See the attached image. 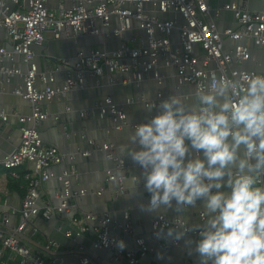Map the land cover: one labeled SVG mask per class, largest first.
Returning <instances> with one entry per match:
<instances>
[{
	"label": "built area",
	"instance_id": "2783aa9c",
	"mask_svg": "<svg viewBox=\"0 0 264 264\" xmlns=\"http://www.w3.org/2000/svg\"><path fill=\"white\" fill-rule=\"evenodd\" d=\"M49 2L0 0V31L6 32L9 43L7 47L0 34V65L7 60L13 62L16 57H20L24 65L1 67L0 82L20 77L22 84L14 89L13 94L32 104L30 114L13 113L20 124V143L0 162V166L14 178L25 181V194L20 208L15 212L18 223L12 227L10 214L0 216V264H65L64 254L70 252L62 250L61 244L54 240L37 242L28 232L36 218H62L71 210L72 199L85 194V191L78 193L72 190L71 182L78 178L77 171L72 168L59 177L61 182L64 181V188L57 196L58 204H46L42 208L38 206L42 186L55 177L53 169L65 159L56 147L46 145L40 136L39 126L48 117L41 108L42 103L66 96L77 88H84L88 78L98 79L105 72L130 73L135 83L141 82L151 73L158 78L160 59L176 71L180 85H194L201 93L209 86L214 89L217 81L223 79L235 82L232 98L236 99L246 90L249 78L258 74L241 69L229 72V66L249 60L248 40L256 46L264 44V7L250 12L245 5L236 1L225 5L223 9L235 15L240 27L223 31L207 20L211 9L207 0H77L71 7L60 6L58 9L50 8ZM113 20L118 22V26L108 30ZM135 26L145 34V45L134 47L124 44L113 52L99 49L88 53L79 51L60 86H56L57 78L61 66L68 64L66 60L48 72L40 71L35 62L33 48L41 47L48 33L56 40L100 34L122 38ZM175 32L178 33L177 44L172 41ZM227 39L235 42L233 49L228 52L224 50ZM160 102L159 95L157 101L146 105L157 107ZM97 109L101 117L111 116L113 123L117 124L115 130L123 127L126 114L111 99L100 102ZM0 116L7 121L6 114L0 112ZM81 116L90 117L92 112H84ZM89 143L93 150L105 153L106 158L116 164L119 175L109 171L108 179L118 182L122 191L125 180L122 173L126 169L124 159L115 154L111 144ZM89 154L84 153L83 156ZM69 159L74 161L75 155H70ZM25 163L32 164L33 169L21 177L16 170ZM123 217L124 221L119 222L106 214L74 216L69 222L71 231L66 233V237H81L93 229L94 250L112 252L111 261L115 264H142L154 248L143 239H136L137 250H127L124 238H130L135 228L127 212ZM182 223L180 219L170 221L160 216L153 221L152 226L158 231L160 228H181ZM199 232L191 228L186 234L197 237L200 236ZM121 241L123 248L119 244ZM79 250L80 264H93L99 260Z\"/></svg>",
	"mask_w": 264,
	"mask_h": 264
},
{
	"label": "crops",
	"instance_id": "0c3cea01",
	"mask_svg": "<svg viewBox=\"0 0 264 264\" xmlns=\"http://www.w3.org/2000/svg\"><path fill=\"white\" fill-rule=\"evenodd\" d=\"M99 1V0H95ZM210 6V15L207 20L213 22L220 31L225 29H239V23L235 15L230 11H225L223 7L233 2H239L245 5L250 12L259 11L264 7V0H207ZM77 0H50L49 6L52 9H58L60 6L71 7ZM214 15V22L211 18ZM118 26V22L113 20L108 30H113ZM2 39L9 47L8 38L4 30L0 31ZM174 44L178 42V33L175 32L172 38ZM45 45L34 47L35 62L42 72H48L54 67L67 61V65H62L57 78L56 86H60L66 79L70 70V65L75 62L79 51L88 53L90 50L99 49L102 51L113 52L122 45L138 47L146 44L145 34L135 26L132 31L124 34L122 38L114 36L106 37L103 34L98 36H86L81 38L62 37L54 39L50 33L46 35ZM235 42L225 40V51H231ZM250 50L248 61L240 64L232 63L228 71L237 69L253 72L258 75H264V44L256 46L251 40L247 41ZM56 60V61H53ZM62 61V62H61ZM13 65L24 66L19 57L15 61L9 60L3 62L1 67H10ZM24 67V71H25ZM158 78L154 73L144 77V79L135 83L130 73L105 72L98 79L88 78L84 88H77L66 96H58L50 102L41 104L42 110L47 114V119L39 126V132L42 140L48 146L56 147L61 154L65 156L64 162L53 169L55 177L45 183L40 192L39 208L46 204H58V194L61 190V181L59 177L66 170L74 168L77 171L78 178L72 180V190L74 192L85 191L84 195L75 196L72 199L71 210L65 213V216L83 214L108 215L113 221H124V214L127 212L130 216L131 224L135 231L130 238H124V244L127 250L136 251V239H143L148 246L154 248L150 256L142 261V264H200L199 257L194 249L196 243L201 239L200 236L185 234L182 238H176L175 235H169V229L182 231L181 228H160L156 232L152 226L153 221L158 217H165L172 221L180 219L186 221L191 228L193 225H204V202L198 201L195 207H188L181 211L172 209L162 210L156 215L145 214L140 211L141 204H147L150 194L146 191L142 169L134 165L129 157L126 156L125 148H131L128 137L136 124L145 123L159 112V106H147L146 103H152L161 96V101L167 99L170 95L186 96L187 102L191 105H198V101L192 95L197 91L194 85H180L177 80L176 71L167 67L163 59L158 62ZM22 84V79L16 77L11 81L6 79L0 82V112L7 115V121L0 116V162L12 153L20 143L19 121L13 116L14 112L22 115L30 114L32 104L13 94L15 88ZM111 99L113 103L120 107L126 114V121L120 130L108 131L101 125H111L113 123L110 115L102 118L100 114L96 115L97 106L100 102ZM84 112H92V116L83 118ZM57 117V118H56ZM99 124L97 125L98 122ZM100 121L102 123H100ZM101 124V125H100ZM64 125V127H63ZM110 129V128H109ZM93 141L97 145L111 144L114 146L115 154L122 157L126 164V169L122 173L125 176L123 190L116 181L108 179V172L118 176L116 164L106 158L105 153L93 150L89 143ZM89 156H83L89 153ZM70 155H75L74 161L69 159ZM190 158L196 156L194 150H190ZM33 169L32 164L25 163L16 170L22 177L27 171ZM139 178V184L134 193L131 191V182L133 177ZM25 181L14 178L11 173L0 166V216L10 214L11 226L14 227L19 218L15 212L20 208L22 198L25 194ZM230 192L229 188L221 189ZM215 191V190H214ZM66 218H52L44 220L41 217L36 218L34 224L29 228V234L37 242L54 240L61 244L65 253V264H79L76 252L94 251V230H90L81 237H66V233L71 231V225L68 222L61 225L60 222ZM95 224L93 225L94 228ZM198 229L200 228H193ZM177 243V244H176ZM76 247V248H74ZM100 257L93 264H115L111 259Z\"/></svg>",
	"mask_w": 264,
	"mask_h": 264
},
{
	"label": "clouds",
	"instance_id": "9594fccd",
	"mask_svg": "<svg viewBox=\"0 0 264 264\" xmlns=\"http://www.w3.org/2000/svg\"><path fill=\"white\" fill-rule=\"evenodd\" d=\"M235 87L217 81L192 94L198 105L170 95L157 115L135 125L132 147L125 148L150 194L141 212H179L204 202L203 227L191 226L200 228L194 249L200 264H264V75L250 77L233 99ZM138 184L134 176L130 193ZM180 227L168 234L179 239L191 230L186 221Z\"/></svg>",
	"mask_w": 264,
	"mask_h": 264
},
{
	"label": "water",
	"instance_id": "95a60500",
	"mask_svg": "<svg viewBox=\"0 0 264 264\" xmlns=\"http://www.w3.org/2000/svg\"><path fill=\"white\" fill-rule=\"evenodd\" d=\"M211 18H212V20L215 22L216 21V19H214V15H212L211 14ZM44 45H45V43H43V47H44ZM53 61H56V60H53ZM94 116H98V113H96V115H94ZM106 116H103L102 118H105ZM96 122H98V121H96ZM100 123H102L101 121H100ZM99 124V122L97 123V125ZM101 125V124H100ZM116 125L117 124H115V123H112L111 125H101V126H104L103 128H108L107 130L110 132H112V131H114L115 129V127H116ZM63 127H64V125H63ZM110 128V129H109ZM63 188H64V181H62L61 182V190H63ZM56 204V203H55ZM74 216H76V215H71V216H65V215H63V218H66L65 219V221H62V222H60L62 225H65V224H67L68 222H70L71 220H72V218L74 217ZM156 232H159V231H156ZM74 248H76V247H74ZM105 253H107V257H105V258H112V256H113V253L112 252H108L107 250H94V251H92V250H88L85 254L86 255H89V256H91L93 259H97V258H100V257H103L104 258V254ZM76 256L78 257V260H79V258L81 257V254H79V253H76ZM79 264H80V262H79Z\"/></svg>",
	"mask_w": 264,
	"mask_h": 264
},
{
	"label": "rangeland",
	"instance_id": "374dc122",
	"mask_svg": "<svg viewBox=\"0 0 264 264\" xmlns=\"http://www.w3.org/2000/svg\"><path fill=\"white\" fill-rule=\"evenodd\" d=\"M15 264H17V263H15Z\"/></svg>",
	"mask_w": 264,
	"mask_h": 264
}]
</instances>
